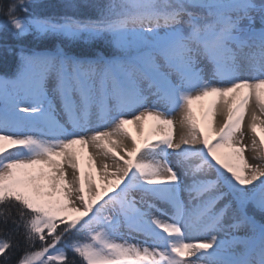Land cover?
Here are the masks:
<instances>
[{
  "label": "snow or ice",
  "instance_id": "1",
  "mask_svg": "<svg viewBox=\"0 0 264 264\" xmlns=\"http://www.w3.org/2000/svg\"><path fill=\"white\" fill-rule=\"evenodd\" d=\"M49 7L0 2V264H264V0Z\"/></svg>",
  "mask_w": 264,
  "mask_h": 264
},
{
  "label": "trees",
  "instance_id": "2",
  "mask_svg": "<svg viewBox=\"0 0 264 264\" xmlns=\"http://www.w3.org/2000/svg\"><path fill=\"white\" fill-rule=\"evenodd\" d=\"M3 4H7L9 0H0ZM41 3L50 6L49 10H54L53 6H58L64 2V0H40ZM23 15V13H19ZM5 19V17L0 14V20ZM29 38H25V43H27ZM16 41L13 39L10 33L6 34L0 32V74H11L14 71L16 60L15 57L5 56L4 48L7 45H15ZM71 258V254H69ZM78 259V258H77Z\"/></svg>",
  "mask_w": 264,
  "mask_h": 264
},
{
  "label": "bare ground",
  "instance_id": "3",
  "mask_svg": "<svg viewBox=\"0 0 264 264\" xmlns=\"http://www.w3.org/2000/svg\"><path fill=\"white\" fill-rule=\"evenodd\" d=\"M206 103V102H205ZM254 107V102H253V104H250V106H249V116H246V118H245V122H244V125H243V130H244V132H245V134H246V139H245V143H250V134L248 133V120H249V118H250V112H251V110H252V108ZM197 109V106L195 107V110ZM200 112L201 111H196V115L197 116H199L200 115ZM176 119V118H175ZM130 127V130H132L133 132H135V129H134V127L133 126H129ZM177 128H178V126H177ZM176 135H177V138H178V136H179V131L177 130V133H176ZM253 155H255V153H253V152H251V151H249V152H247L246 153V156L248 157V159L249 160H252V157H253ZM86 164H87V161H86V159H83L82 160V166H84V167H86Z\"/></svg>",
  "mask_w": 264,
  "mask_h": 264
},
{
  "label": "rangeland",
  "instance_id": "4",
  "mask_svg": "<svg viewBox=\"0 0 264 264\" xmlns=\"http://www.w3.org/2000/svg\"><path fill=\"white\" fill-rule=\"evenodd\" d=\"M201 111V108H200V106L199 105H197V109H196V111ZM174 119L175 118H177V116L174 114V117H173ZM250 162H253V163H255L256 161H253V160H250ZM85 166V165H84Z\"/></svg>",
  "mask_w": 264,
  "mask_h": 264
}]
</instances>
